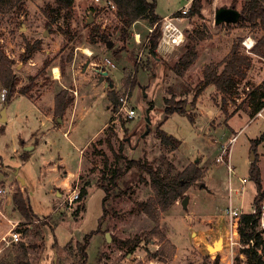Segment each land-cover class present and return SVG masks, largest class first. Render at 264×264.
Returning a JSON list of instances; mask_svg holds the SVG:
<instances>
[{"label": "rangeland", "instance_id": "374dc122", "mask_svg": "<svg viewBox=\"0 0 264 264\" xmlns=\"http://www.w3.org/2000/svg\"><path fill=\"white\" fill-rule=\"evenodd\" d=\"M22 1L21 9L18 10L16 4L11 11L0 13V44L15 60L13 67L20 78L17 87L25 86L30 76H37L29 93L15 94V99L10 101H13V108L9 105L8 112L14 109L19 114L23 106H35L38 110L31 117L34 124L41 125L43 120L47 123L43 128H34L29 136L25 137V130H21L22 134L14 137L6 128L8 123L0 122V188L3 189L0 209L11 222H18L15 229L22 230L21 240L29 245L31 264H214L217 256L218 264H246L242 248L235 247L232 254L222 249L223 227L218 229L212 224H202L199 218L206 213L223 212L229 203L240 208L242 213L252 210L255 186L248 177V166L253 160L260 167L264 185V140L254 148L250 142L264 133V107L260 110L261 115H257L258 112L252 114L250 107L242 101L248 88L264 80V60L246 52L243 45L246 37L255 42L262 33L260 27L239 22L216 23V9L230 7L233 0H201L199 16H181L175 20L185 34L183 43L165 46L158 40L153 54L148 50L147 19L135 22L129 35L122 40L117 7H105L92 0H74L72 17L67 25L63 13L55 10V0ZM183 1L156 0L155 11L162 16L175 12ZM234 1V8L240 10L244 0ZM93 25L98 26L99 33L109 36L111 45L91 33ZM134 32L140 34L139 41L135 40ZM35 40L40 42L39 50L22 61L20 54L25 42ZM238 40L241 50L251 56L252 63L246 77L239 81L237 94L226 95L223 102L214 85H208L194 104L195 85L202 78L203 66L222 60L232 43ZM192 41L197 56L180 75L173 65L186 51V44ZM82 48H88L92 53L87 54ZM105 58L115 66L106 64ZM45 60L50 65L40 73ZM54 65L61 72V81L74 101L78 98L81 102L82 96L84 102L81 105H84L71 120L66 132L69 135L59 129L49 133L46 140L41 137L45 130L56 129L65 116L69 118L66 111L63 117L54 116L49 106L52 94L61 87L52 82ZM127 72H130L129 80L134 78L135 82L126 87ZM110 82L119 95L128 93L127 105L135 109L134 117H127L124 111L116 112L112 105L108 108L110 101L104 92ZM42 93L46 97L39 104ZM166 98L185 101V109L192 111L194 122L184 113L166 114ZM2 102L0 98V109ZM111 117L109 125L113 134L109 130L103 131L86 148L79 150ZM19 121L21 117L17 116L13 127ZM158 125L180 140L177 148L160 143L156 132ZM233 135L236 138L230 140ZM107 136L111 137L110 144L106 142ZM15 141L17 145L13 151ZM23 151L28 152L26 159L21 157ZM220 154L222 160L218 159ZM60 159L72 170L78 168L79 159H82L78 173L67 178L58 163ZM127 159L147 160L154 167L162 168L171 162L174 170L196 162L204 170L203 178L185 192L188 196L186 207L181 204L182 198L177 199L160 214L159 226L154 228V222L133 207L135 201L145 200L153 194L147 183L148 174L135 166L127 168ZM39 163L42 165L38 169ZM115 166L123 174L117 179L116 186L109 187L103 203L105 190L100 183L110 184L106 175ZM44 169L47 171L43 173ZM17 176L24 179V184ZM42 177L51 182L45 183ZM86 181L89 182L87 196L69 204L65 198L68 189L76 183L80 187ZM16 184L35 213V220L29 223L16 211L12 212L10 206L4 207V198ZM238 186L240 188L236 190ZM261 215L259 229H263L264 237V200ZM0 218L4 220L2 214ZM7 224L10 228V222ZM25 228L27 233H23ZM7 231L0 230V237ZM89 234L87 256L83 258L77 243H82L83 237ZM218 238H221L220 247L210 250L209 246ZM11 244L0 242V257L9 252Z\"/></svg>", "mask_w": 264, "mask_h": 264}, {"label": "trees", "instance_id": "16d2710c", "mask_svg": "<svg viewBox=\"0 0 264 264\" xmlns=\"http://www.w3.org/2000/svg\"><path fill=\"white\" fill-rule=\"evenodd\" d=\"M74 0H55V10L63 13L64 21L69 25V21L72 17V7ZM111 2L117 7L121 25L119 27L120 38L123 40L130 33L131 26L140 19H147L148 26H152L156 23L153 31L147 35L148 50L155 54V49L158 46V40L160 37V22L162 15H159L155 11L156 0H111ZM235 1L231 4L235 5ZM17 4L18 10L23 7L22 0H0V13L5 14L11 11ZM202 3L201 0H192V3L186 13L180 11L175 12L180 16H199L201 14ZM93 9V8H92ZM240 17L237 22L246 26H259L262 33L256 37L253 46L251 47L252 54L256 55L259 59L264 60V0H244L240 8ZM51 20H54L49 15ZM64 32L67 33L65 30ZM91 33L98 35V39L104 43H107L109 36L105 33H99L97 25H93ZM40 42L35 40L33 43L26 41L24 45V51L20 54V59L25 61L31 58L35 51L39 50ZM197 56L195 42H189L186 44V51L179 57L178 61L173 65V69L178 74H183L195 60ZM15 60L11 58L5 51L4 47L0 44V91L6 89L4 99L2 100L3 106L8 104L17 92L22 94L29 93L35 86V76H30L28 83L23 87H17L20 82V78L14 70ZM251 56L244 53L241 50L240 42L234 41L227 55L218 62H210L203 66V75L201 80L195 85V92L193 95L194 104L197 98L201 95L204 89L208 85H214L217 92L222 96V101L225 102L226 95L234 96L237 94V88L239 81L246 77V71L251 66ZM50 62L45 60L43 66L39 72L44 71ZM38 73V75L40 74ZM130 72L126 73L125 85H133L135 80H129ZM245 98L242 100L246 102L250 107L251 113L255 114L264 107V80L260 83L248 88L245 92ZM106 96L115 110L119 105V93L113 88L107 90ZM74 97L69 93L68 89L61 88L54 95V116L63 117L66 108L73 103ZM186 102L178 99L173 100L166 98L164 112L171 114L173 112L184 113L187 115L191 122H194L193 113L191 110H186ZM109 130L110 134H113L110 125L103 128V131ZM102 131V132H103ZM156 132L160 143L164 146H170L171 148H177L180 140L172 134H168L166 131L160 128V125L156 127ZM264 140V133L259 138L251 139V148H254L256 144ZM107 144L111 143V137H106ZM22 159L28 157V152L23 151L21 154ZM122 157V156H121ZM119 158V156H117ZM127 168L135 166L138 170L144 171L148 174L147 183L151 187L153 194L147 197L145 200L135 201L133 207L138 212L145 213L153 222L154 228H158L160 214L168 208L179 198L185 196L187 189L201 181L203 178V168L196 162L188 163L181 170H174V164L169 162L165 168L161 166L154 167L151 162L140 159H127ZM106 165V164H105ZM105 175L107 183H100V186L105 190V196L103 203L109 193L110 186H116L117 179L123 174L119 167H113ZM104 175V176H105ZM248 177L255 186V194L253 196L252 205L253 208L249 212H243L240 217L238 225V234L240 241L244 245L241 249V253L246 257V264H264V237L263 229L260 227L261 215V202L264 200V185L261 180L260 167L256 160L249 163ZM89 182H84L79 187V194L77 202L81 201L87 196V186ZM126 192V191H121ZM11 200L13 210L16 211L23 220L31 222L35 220V213L32 207L24 195V192L16 184L11 192ZM79 210V205L76 207L75 212ZM106 212L104 208V213ZM264 218V216H263ZM19 231H22L18 228ZM28 229L25 228L23 233H27ZM89 235L83 237V242L77 243V248L80 250L83 258H86V247L89 240ZM29 245L23 240H19L11 244V248L8 253L0 257V264H31L28 257ZM155 254L154 256H156ZM219 257L214 260V264H218Z\"/></svg>", "mask_w": 264, "mask_h": 264}, {"label": "built area", "instance_id": "2783aa9c", "mask_svg": "<svg viewBox=\"0 0 264 264\" xmlns=\"http://www.w3.org/2000/svg\"><path fill=\"white\" fill-rule=\"evenodd\" d=\"M95 4H101L105 7H111L113 9L116 8V6L111 2V0H92ZM192 3V0H184L182 5H180L175 12L180 11L181 13H186L189 9L190 5ZM175 12L168 13L166 15H163L162 18L159 20L160 22V37L159 41L161 44L165 46H178L179 44L183 43L185 40V34L184 32L177 26L175 23V20L179 19L181 16L174 14ZM156 23L152 26H148L147 30L150 34L153 29L155 28ZM140 34L138 32H134L135 40L139 41ZM254 44V40H252L250 37H246L243 41V45L245 46L246 52H251V47ZM92 51H90L91 54ZM105 63L114 67L115 64L109 60L108 58H105ZM6 93V89H2L0 91V98L1 100L4 99ZM127 97L128 93L125 92L124 95L119 96V105L116 108V112L124 111L126 116L129 118H132L136 115V111L134 108L129 107L127 105ZM257 115H261V112L259 111ZM236 138V135H233L230 140H234ZM222 154V153H221ZM219 155L218 159L222 160V155ZM230 169V167H229ZM241 183L243 182V179L240 178ZM240 187H235L236 190H238ZM3 192V189L0 188V194ZM79 194V187L76 183L72 188L68 189V195L65 197L66 200H68L69 204H71L73 201H77ZM242 211L240 208L234 207L229 203V205L226 207V209L223 212L215 213V214H203L200 216L199 221L202 224L209 225L212 224L214 226H217L218 229L220 227H223V233L225 234L224 238L222 237V249L229 252V254L233 253V249L235 247L242 248L244 245L240 241L239 234H238V225L240 221ZM11 227L9 230L3 234L0 237V242L4 241L6 243H14L19 240H21V232L17 229H15V225L18 222H11L9 220ZM10 236L9 239L6 237ZM1 250V248H0Z\"/></svg>", "mask_w": 264, "mask_h": 264}, {"label": "crops", "instance_id": "0c3cea01", "mask_svg": "<svg viewBox=\"0 0 264 264\" xmlns=\"http://www.w3.org/2000/svg\"><path fill=\"white\" fill-rule=\"evenodd\" d=\"M164 15V14H163ZM110 60V59H109ZM54 66H56V65H54ZM54 66H52V68H54ZM53 70V69H52ZM54 74V73H53ZM62 77V75H61V72H60V75H59V77L58 78H56V77H54L53 78V83H54V86L55 85H61V87L60 88H58V90H60L61 88H65L66 86H65V84L61 81V79H63V78H61ZM106 85V84H105ZM108 87L109 88H107V90H109V89H111V88H113L114 89V86L112 85V86H109L108 85ZM58 90H56V91H54V93L52 94V97L49 99V106L53 109V107H54V95H55V93L58 91ZM107 90H106V92H107ZM106 92H104L105 94H106ZM97 93H91V95H93V96H95ZM45 95H44V93H42V95H41V101H39L38 100V103L39 104H41L40 102H42L43 100H45ZM81 102L80 101H78V98H77V100L75 99V101H74V107H73V105L71 104L70 106H68L67 108H66V115H68L69 116V118L68 119H66V116L63 118V122H62V124H60V126L59 127H57L56 129H53V128H49V129H47V130H45V132L41 135V137H43V139L45 138L46 140H48L49 139V133H51V132H53L54 133V131H56V130H59V129H61L62 130V133L63 134H68V133H66L68 130H69V125H70V123H71V120L73 119V117H74V115H76V113H77V110H78V108L80 107L81 109L83 108V105H81L83 102H84V98L81 96ZM15 99V96L12 98V100H14ZM13 102V101H12ZM12 102L10 103H8V104H6L5 105V107H6V122L8 123L7 124V126H6V128H8L9 129V131L11 132L10 133V136H14V137H16V135L17 134H22L21 132H23V131H21V130H25V137L26 136H29V135H31V133H32V130L34 129V128H39V127H41V128H43L44 126H45V124L47 123L46 121H41V125L40 124H34V122H33V120L31 119V117H34V112L36 111V110H38V108L37 107H35V106H33L32 108H27L26 106H23L24 108H22V110L19 112V114L18 113H15V111H14V109H11V113L10 112H8V110H9V105H11L12 106ZM45 103V102H44ZM0 106H1V103H0ZM112 107V106H111ZM12 108H13V106H12ZM71 108L73 109V112H71ZM108 108H110V103L108 104ZM2 109V108H1ZM1 109H0V111H1ZM38 112V111H37ZM71 112V113H70ZM37 114V118H38V113H36ZM71 114V115H70ZM41 115H43V114H41ZM17 116H20L21 117V121H19L18 123H17V125L15 126V127H13L14 126V122H15V120H16V118H17ZM111 120H112V117H111V119H108L107 121H105L101 126H100V128L87 140V142H85V144L79 149V150H82V149H84V148H86L87 147V145H89L90 143H92V141L94 140V138L96 137V136H98L102 131H103V128L105 127V126H107V125H109V123L111 122ZM36 121H37V119H36ZM23 127V128H22ZM42 130V129H41ZM69 135V134H68ZM22 136V135H21ZM17 141V140H16ZM15 141V147H13V151H15V149H16V145H17V142ZM48 142V141H47ZM82 158V157H81ZM80 160V162H79V165H78V168L76 169V170H72L70 167H68L63 161H62V159H60L59 160V165L60 166H62V169H63V171H65V174L67 175V178H70V176H73V175H75V174H77L78 173V171H79V168L81 167V164H82V159H79ZM57 163V164H58ZM41 165H42V163H39L38 164V169H39V166L41 167ZM14 168V167H13ZM45 171H47L46 169H44V171H43V173L45 172ZM42 179H44V182L45 183H48L49 184V179H47V178H45V177H42ZM51 182V181H50ZM2 200H0V202H1ZM4 207H6V206H10V208H11V210H12V212H15L14 210H13V207H12V200H11V193L10 194H8L5 198H4ZM1 204V203H0ZM0 214H2V216H3V219L4 220H2V218H0V230L1 231H7L8 230V228H9V223L7 224V222H9V220H11V219H9V217L8 216H6L5 214H3L2 213V211H1V209H0ZM7 221V222H6ZM3 227H5L4 229H3ZM2 233V232H1Z\"/></svg>", "mask_w": 264, "mask_h": 264}, {"label": "water", "instance_id": "95a60500", "mask_svg": "<svg viewBox=\"0 0 264 264\" xmlns=\"http://www.w3.org/2000/svg\"><path fill=\"white\" fill-rule=\"evenodd\" d=\"M240 17V11L237 10L236 8L234 7H227V6H221L219 8L216 9L215 11V16H214V20L216 23H235L237 22V20L239 19ZM108 45H111V42L108 41ZM103 74L106 75L107 74V71H103ZM113 84L110 82L109 83V86H112ZM60 120V118L58 119ZM6 121V107L5 105L2 107L1 111H0V122H5ZM147 131V128L145 130V132ZM27 148V147H26ZM250 158L252 159L253 158V153L251 151V156ZM14 173H16V170L14 171ZM17 180H19V182L21 184H24V179L20 176H17L16 177ZM202 185H204L202 183ZM187 201H188V196L185 195L182 200H181V204L183 207H186L187 205ZM106 239L109 240L110 237H109V234L106 233ZM220 242H221V238H218L216 241H214L213 245L212 246H209V249H214L216 247H220Z\"/></svg>", "mask_w": 264, "mask_h": 264}, {"label": "bare ground", "instance_id": "6f19581e", "mask_svg": "<svg viewBox=\"0 0 264 264\" xmlns=\"http://www.w3.org/2000/svg\"><path fill=\"white\" fill-rule=\"evenodd\" d=\"M82 50L85 52V53H90V49H88V48H82ZM53 72H54V76L56 77V78H58L59 77V75H60V71H59V69H58V67L57 66H54V68H53V70H52Z\"/></svg>", "mask_w": 264, "mask_h": 264}]
</instances>
